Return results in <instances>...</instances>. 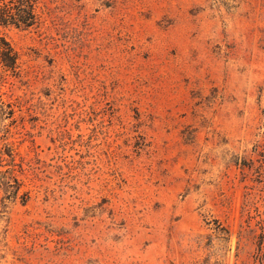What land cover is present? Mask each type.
<instances>
[{"label":"rangeland","instance_id":"374dc122","mask_svg":"<svg viewBox=\"0 0 264 264\" xmlns=\"http://www.w3.org/2000/svg\"><path fill=\"white\" fill-rule=\"evenodd\" d=\"M33 1L0 27V264H264V0Z\"/></svg>","mask_w":264,"mask_h":264},{"label":"trees","instance_id":"16d2710c","mask_svg":"<svg viewBox=\"0 0 264 264\" xmlns=\"http://www.w3.org/2000/svg\"><path fill=\"white\" fill-rule=\"evenodd\" d=\"M36 22V16L34 13V1L33 0H0V27H6L8 25H14L16 27H30ZM18 55L12 48L11 44L0 33V65L4 70L14 71L18 66ZM261 146L263 151H257V147ZM255 147V146H254ZM259 154L264 161V143L256 144L254 150ZM247 166L248 169L254 167L252 161L243 163L242 167ZM252 201L248 195L244 198V208L246 207L248 219L251 217L250 208ZM257 251L260 255H264V234L257 240Z\"/></svg>","mask_w":264,"mask_h":264}]
</instances>
